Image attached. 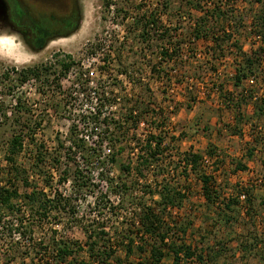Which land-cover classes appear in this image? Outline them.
I'll list each match as a JSON object with an SVG mask.
<instances>
[{
    "label": "rangeland",
    "instance_id": "374dc122",
    "mask_svg": "<svg viewBox=\"0 0 264 264\" xmlns=\"http://www.w3.org/2000/svg\"><path fill=\"white\" fill-rule=\"evenodd\" d=\"M77 1L80 9L77 29L66 38L47 42L41 50H29L21 35L0 26V103H4L8 116L13 114L14 117L16 102L25 104L29 111L27 115L20 114L19 119L22 134L25 137L31 134L27 139L31 137L32 141L24 139L18 163L31 172L35 153L42 151L45 161L41 164V176H36L35 182L42 187L46 179L50 187L71 198L65 208L73 210V215L68 212L52 214L42 225L19 216L23 222L18 226L16 216H7L0 227V264L30 263L34 255L28 247L30 224H33L31 237L43 241V246L52 238L70 240L71 245L77 243L81 247L74 255L78 263L117 264L115 259L121 260V264L145 263L150 245L156 242L138 238L139 212L127 197H135L140 203L152 206L150 196L143 195L144 185L148 184L156 193L163 182L185 195L181 206L169 210L170 213L166 211L161 219L174 226L170 241L190 246L203 260L200 262L193 257L183 259L180 264H264L261 255L264 253V115L260 116L258 111V106H264L259 102L264 101V56L260 57V66L254 76L243 82L244 96L239 97L241 94L233 87V71L239 60L237 49L249 54L264 47V28L258 21L264 0H188L192 4L199 3L201 10L198 12L186 5L187 0ZM215 7L227 12L225 32L217 35L223 40L220 50H213L206 40H194L193 35L188 34L203 11ZM151 12L159 25L171 29V41L182 44L179 58L173 63L161 62L160 65L156 48L151 51L141 46L135 40L138 32L131 30L132 27L126 31L132 19ZM2 17L0 14V22ZM260 32L263 33L261 38L257 37ZM104 58L111 64L107 70L100 68ZM63 61L73 65L67 73L60 74ZM118 62L127 65L128 75L117 73ZM156 64L159 68L152 71L151 67ZM34 67H47L48 71L23 85L17 84L12 73L9 74L11 81L1 78L11 68ZM90 71L93 76L88 75ZM102 80L108 85L106 89L114 94L116 103L101 109L97 126L89 125L83 135L90 137L91 146L97 135L103 136L100 144L104 154L119 152L117 163L108 166L105 172L117 182L127 183L128 196L108 193L104 182H98L94 174L90 176V183L97 187L92 185L78 193L70 182L57 183L59 173L69 170V175L75 167L63 155V148L69 146L66 142L69 129L73 123H86L87 119L98 115L95 111L97 101L92 94ZM83 83L88 89L86 94L80 90ZM250 95L252 99L247 101ZM241 99L247 102H241L238 109ZM136 100L141 102L135 109L136 114L143 122L136 127L132 121L121 122V130L114 131L113 143H108L110 135L104 138L102 119H107L108 123L125 121L126 109ZM17 131L11 125L0 128V169L5 166L6 143ZM150 132L164 141L160 145V166L167 167L168 172L160 176L154 166L142 170L140 175L135 170L138 168L137 152ZM54 151L63 155L57 164L50 157ZM209 151L213 156H208ZM250 151L251 158H248ZM186 152L201 155L203 161L199 171L214 178L216 196L212 202L202 196L198 172L189 169L184 172L182 167L176 171L169 168L170 161L174 163ZM121 165H129V174L122 171ZM239 166L246 168L237 170ZM243 189L248 190L247 201L240 197L238 204L233 203L230 210H226L227 200L235 199ZM19 191L22 193L21 187ZM183 227H187L185 233L180 231ZM100 231L106 236L98 241V247L113 251L107 262H101L88 252L87 244L98 240V235L89 238L90 232L94 235ZM126 236L133 240V249L144 244L146 252L140 254L134 250L127 257ZM255 240L258 252H242L240 246ZM162 252L164 257L159 264H172L167 250L162 248ZM51 257L48 253L39 264H55Z\"/></svg>",
    "mask_w": 264,
    "mask_h": 264
},
{
    "label": "trees",
    "instance_id": "16d2710c",
    "mask_svg": "<svg viewBox=\"0 0 264 264\" xmlns=\"http://www.w3.org/2000/svg\"><path fill=\"white\" fill-rule=\"evenodd\" d=\"M259 2L260 4L262 3L261 1ZM186 5L188 7L191 5L196 12L201 10L199 3L192 4L191 1L187 0ZM9 9V14L15 29L19 32H27L30 34L31 39H33V48L35 51L44 48L48 42L47 37H49L51 34L50 30L53 26H51L49 17L45 15L46 13L36 14L33 12V15H31L27 10H23L22 7H16L15 5H11ZM132 20L133 23L126 31L130 30L132 27L131 30L135 29V31L138 32L135 35V40L139 42L141 46H146L148 47L147 49L151 51L152 48H156L160 65H162L161 62L164 64L173 63L179 58V53L181 52L179 47L181 48L182 44L171 41L173 39L171 36V29H169V27L159 25V22L155 19L154 13H144ZM258 21L261 22L260 26H263L264 28V4L261 5ZM226 22L227 12L225 9L215 7L211 10L203 11L202 17L194 21L192 26L189 28L188 34L193 35L194 40H206L210 48L213 50H220L223 40H219L217 35L225 32L224 26H226ZM257 37H263V33L260 32ZM262 41L264 42L263 38ZM237 51L238 53L236 54L239 56L237 59L239 58V60L237 61L238 63L236 62L235 69L233 71V87H235L236 90L241 94L239 97H242L244 96L243 93H246L243 88V82L254 76L256 73L258 67L260 66V57L264 56V47H260L258 48V51H252L249 54L243 53L241 49H237ZM260 51L263 52L262 55L260 54ZM103 62L104 64L100 68L102 70L109 69L111 64L108 58H104ZM72 65L73 63L70 61H63L60 65V74L67 73ZM160 65L158 64V66ZM117 66L120 68L117 72L119 75H128V67L125 63L118 62ZM158 66L157 64L152 66L151 70L155 71ZM44 71H48L47 67H34L21 70L11 68L9 71L6 70V72L1 75V78L4 81H11L9 74L12 73L15 74L14 80L17 82V84L23 85L30 80L39 79ZM106 88H108V85H105V82L102 80L93 90L94 98L97 101L95 111L98 112V115L87 119L86 123L84 121H78V123H73L71 125L69 129V135L66 140V142L69 144L68 147L63 148V145L60 142V146H62L65 151L63 155L68 160L73 162L75 167L72 170L70 169L71 171L69 175V170H65L62 172V174L59 173L57 183L58 185H62L70 182L72 187L75 188L78 193L82 190L89 189L90 186L93 185V183H90L92 180L90 179V176L94 174L98 182H104V187L108 193L114 195H127L129 191L127 183L124 181L117 182V179L112 178L110 173L105 172L108 166H112L117 163L116 159L119 152L114 153L113 151H110L107 154H104L101 148L102 144H100L103 140V136L101 137L100 135H97L96 142H92L93 145L91 146L90 142L88 141L90 137L88 135H83V130H86L89 125H93V127L97 126L99 122V114L102 112L101 109H103L105 106H114L116 103L114 94L108 91ZM8 89L11 90L10 87H8ZM80 90L84 94H86L88 91V89L85 88L84 83L81 84ZM246 99H248L247 101L251 100V95ZM247 101H240L237 105V108L240 109V105L243 104L241 102ZM259 102L264 105V101L260 100ZM127 104H130V101ZM140 104L141 102L139 103V101L136 100L134 103L129 105V107L126 109L125 121L120 119L114 123H108L106 121L107 119H102L103 124L101 127H104L105 129L103 135L106 134V137L104 138H107V136L110 135V137L107 138L108 143H113L114 131L117 133L119 130H121V122L128 124L129 121H132L134 127L139 125L142 119L138 118L139 115L138 113L136 114L135 109L137 107L139 108ZM255 105L258 106L257 103ZM258 109L259 113L261 114L260 116H263L264 106H258ZM13 112L15 114L14 117L12 113V116H8L6 108L4 107V103H0V128L11 125L16 130H18L17 133L11 136V138L6 143L7 150L5 151L3 157L5 166L0 169V227L7 216H16L15 218L17 219V222H19L18 226H21L23 221H21L19 216H25L26 218L31 219L33 224L37 223L42 225L50 218L52 214L59 215L68 212L69 215H73L72 208L68 209L67 211L65 208V206L67 207L71 201L70 197H65L59 193L58 189H53L50 187V184L46 179H43L45 180V184L42 187H38V182H35L36 176H41V164H43L45 161V154L42 153V151L39 150L35 153L33 157L34 164L30 165L32 167L31 172L18 163L17 158L23 150L22 146L24 139H27L28 136H31V134H28L27 137H25V135L22 134V121L19 119V117L21 115H27L29 111L25 104L16 102V105L13 107ZM134 113L136 114L135 116ZM17 127H19V129H17ZM110 128L112 129L111 132ZM30 132H32V130ZM27 140L30 143L32 138L30 137V140ZM143 142L144 145L141 146L137 152L136 161L138 168H135V170L137 169L136 172H138V175L142 173V170L153 168V166L156 169L155 171H158L156 173L159 176L161 174L167 173V167L163 168L160 166V145L164 142L163 139L158 137L155 133L150 132L144 137ZM213 154L214 153H212V151L208 152V156L210 157L211 155L213 156ZM250 154L251 151L249 152L250 157L248 158H251ZM63 155L59 151H54L50 157L52 161L57 164ZM178 157L179 158L174 163L173 161H170L171 165L168 164L169 168H172L173 171H176L182 167L184 172L186 169H189V171L195 173L198 172L197 176L200 182L202 196L206 201L212 202L213 198L216 196L214 191L215 189L213 188L215 182L211 175H207L206 173H201L199 171L203 157L197 153L191 152L180 154ZM245 168L246 167L244 166H239L237 167V170H245ZM121 169L128 174L130 172L129 165H121ZM56 170L58 171V169ZM93 186L97 187V185ZM20 187L22 189V193L19 191ZM144 188L145 191L143 192V195L145 196L148 194L150 196L153 201L152 206L146 205L145 203H140V199L137 200L135 197H127L128 200H131V206H134L139 212L138 234L140 236L138 238L144 242L147 241V239L156 242L150 245V248L148 249V260L145 263L139 264H159L164 257L162 248H165L172 257V264H180L183 259L190 260L193 257H196L198 261L202 262V256H196L190 246H186L183 243L176 244L173 241H170L169 235L172 232L171 230L174 228V226L171 222L167 223L161 220L166 211L176 210L181 206V202L185 197L184 193L177 191L174 187H171L170 184L166 182H163L162 185H159L160 190L156 193L149 188L148 184L144 185ZM248 194V190L243 189V191H240L235 199H228L224 204L226 210H230L233 203L238 204L240 197H243L244 201H247ZM155 196L157 198H155ZM170 212L171 211H169V213ZM225 221H229L227 216ZM33 224L29 225L30 237L28 239V247H30V253L33 252L34 255L30 257L29 264H39V262L41 263L48 253L52 256L50 260H53L55 264H84L82 261H79L78 263L74 256L79 250H81V247H79L77 243H75L76 245H71L70 240H55L52 238L51 242L43 246V241H35L31 237L33 235ZM16 226L17 225L15 224V227ZM186 228L187 227H183V229H180V231L185 233L187 230ZM92 234L93 232H90L89 238L98 235V240L91 241L87 244L88 252L94 258L100 259L101 262H107L112 257L113 251H105L104 249L101 250L98 247V241L101 239V237L106 236V233L100 231L99 233H94V235ZM20 236H22V233H20L18 237L20 238ZM126 238L128 240V244L126 246L127 257L134 253V250L140 254L146 252L145 247H143L144 244H138L133 249V240L127 236ZM240 247L243 250L242 252L250 253L251 251H254L256 253L258 252L259 245L255 240L252 243H245ZM39 255H42V257H39ZM261 255L264 257V253H261ZM115 261L117 264H121V260L115 259Z\"/></svg>",
    "mask_w": 264,
    "mask_h": 264
},
{
    "label": "flooded vegetation",
    "instance_id": "af4514ba",
    "mask_svg": "<svg viewBox=\"0 0 264 264\" xmlns=\"http://www.w3.org/2000/svg\"><path fill=\"white\" fill-rule=\"evenodd\" d=\"M5 6L6 14L3 15L2 22L0 26L8 27L13 30L15 33L21 35L22 40L26 47L35 51L33 48V39H31L30 34L27 32H19L15 29L11 16L9 14V8L11 5L16 7H22L23 10H27L28 13L33 15L34 13L42 14L45 13L44 10L50 11L46 13L51 22V26L55 28L50 30V35L47 37V41L51 42L54 39L66 38L71 35L72 31H75L78 26L80 9L77 0H0Z\"/></svg>",
    "mask_w": 264,
    "mask_h": 264
},
{
    "label": "water",
    "instance_id": "95a60500",
    "mask_svg": "<svg viewBox=\"0 0 264 264\" xmlns=\"http://www.w3.org/2000/svg\"><path fill=\"white\" fill-rule=\"evenodd\" d=\"M0 14L5 15L6 14V9L2 1H0Z\"/></svg>",
    "mask_w": 264,
    "mask_h": 264
},
{
    "label": "built area",
    "instance_id": "2783aa9c",
    "mask_svg": "<svg viewBox=\"0 0 264 264\" xmlns=\"http://www.w3.org/2000/svg\"><path fill=\"white\" fill-rule=\"evenodd\" d=\"M88 75L93 76V72L90 71V72L88 73ZM93 95H94V92H93L92 96H93Z\"/></svg>",
    "mask_w": 264,
    "mask_h": 264
}]
</instances>
